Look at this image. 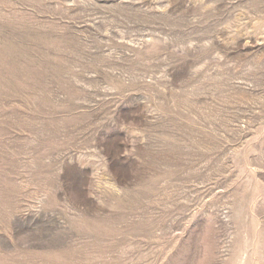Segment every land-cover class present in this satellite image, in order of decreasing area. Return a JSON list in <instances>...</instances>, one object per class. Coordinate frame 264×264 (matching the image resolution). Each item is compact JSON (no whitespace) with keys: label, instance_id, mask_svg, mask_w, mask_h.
<instances>
[{"label":"rangeland","instance_id":"obj_1","mask_svg":"<svg viewBox=\"0 0 264 264\" xmlns=\"http://www.w3.org/2000/svg\"><path fill=\"white\" fill-rule=\"evenodd\" d=\"M0 264H264V0H0Z\"/></svg>","mask_w":264,"mask_h":264}]
</instances>
